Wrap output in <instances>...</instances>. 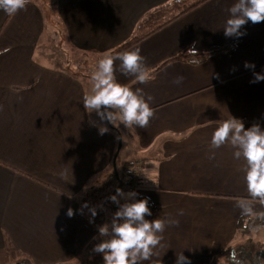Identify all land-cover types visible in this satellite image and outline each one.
Returning <instances> with one entry per match:
<instances>
[{
  "label": "crops",
  "instance_id": "obj_1",
  "mask_svg": "<svg viewBox=\"0 0 264 264\" xmlns=\"http://www.w3.org/2000/svg\"><path fill=\"white\" fill-rule=\"evenodd\" d=\"M170 1L57 0V8L67 43L104 57ZM234 2L207 0L127 50L145 57L146 84L123 75L114 61L119 83L153 97L148 126L126 130L84 109L91 79L39 54L47 30L41 5L30 0L26 10L0 15V264L12 250L20 255L14 264H104L93 247L98 226L118 209L108 199L116 188L148 196L157 207L152 220L178 221L163 233L157 264H175L182 251L191 264H212L243 243L236 202L248 198L244 161L229 145L210 158L223 120L233 116L246 129L253 123L264 129V80L252 82L254 73L264 75V22L249 21L245 35L226 37ZM193 45L206 53L202 61L171 60ZM178 76L184 79L176 84ZM101 123L109 129L103 135ZM252 204L256 214L245 223L254 229L264 224V206Z\"/></svg>",
  "mask_w": 264,
  "mask_h": 264
},
{
  "label": "clouds",
  "instance_id": "obj_2",
  "mask_svg": "<svg viewBox=\"0 0 264 264\" xmlns=\"http://www.w3.org/2000/svg\"><path fill=\"white\" fill-rule=\"evenodd\" d=\"M30 0H0V10L8 15H15L21 10H26ZM223 30L226 37H240L245 35L241 29L249 21L253 24L264 22V0H235L227 9ZM198 55L194 45L188 52ZM119 60V70L125 76H132L140 84L148 83L145 57L140 54V49L125 51L118 56L106 55L100 59L96 70L91 75L93 81L90 93L83 97L84 109L91 114L95 112L100 121H107L113 126L123 124L127 129L132 127L146 128L150 119L154 117V110L150 107L153 100L151 95L144 93L142 88H130L121 84L116 79L114 61ZM192 63H198L193 60ZM245 67H253L247 62ZM184 77L178 76L174 83L183 82ZM264 80V75L254 73V80ZM2 110V106H0ZM117 121L119 125L117 126ZM101 135L109 129L101 123L98 125ZM229 145L233 151L235 160H243L240 170L244 173V181L248 198L237 200L236 207L240 209L242 216L255 215L252 201H258L264 206V129L259 123H253L245 128L241 119L231 116L223 120L214 130L210 149L214 158L216 149ZM138 193L116 188V194L108 199L118 205L117 211L112 214L110 222L98 226L100 242L95 244L93 252L102 254L104 264H157L154 257H158V248L163 240L166 228L178 224L171 217L148 220L152 212L148 206V198L136 199ZM121 200L124 202L121 203ZM96 208L91 209V215L95 217ZM180 214H183L182 210ZM71 215V210H69ZM93 239H97L94 237ZM230 264H247L234 250L230 254ZM175 264H191L183 251L176 253ZM257 264H264V259L257 257Z\"/></svg>",
  "mask_w": 264,
  "mask_h": 264
},
{
  "label": "trees",
  "instance_id": "obj_3",
  "mask_svg": "<svg viewBox=\"0 0 264 264\" xmlns=\"http://www.w3.org/2000/svg\"><path fill=\"white\" fill-rule=\"evenodd\" d=\"M207 0H173L170 2H166L162 5H160L159 7L153 9L137 26L134 34L125 42H123L121 45L117 46L116 48H114L113 50H111L107 55H111V56H118L120 53L125 52L127 50H129L130 48H132L133 46H135L136 44L140 43L141 41H143L144 39L148 38L149 36H151L152 34L156 33L157 31H159L160 29H162L163 27H165L166 25L170 24L171 22H173L174 20H176L177 18H179L180 16L188 13L189 11L193 10L194 8H196L197 6H199L200 4H202L203 2H205ZM45 12V8L43 7L42 9ZM69 47L66 48L65 46H63V48L59 49V55L57 57L55 56H48L49 58H55L57 59L56 64L58 65V67L62 68L63 71L65 72H69V73H78V69H80L81 67V61L79 60L78 62H74V60L72 59L71 61H68L69 58V53L71 51L70 56H74L76 58L75 55H77V53H79V55H88L84 52L78 51L75 48L71 47L67 41L66 44ZM188 48L183 50L182 52H180L177 56H175L173 59H171L172 61H189L192 62L193 60H197L198 62L202 61L205 56L206 53L205 52H200L197 51L198 55H193L188 52ZM71 58V57H70ZM68 65H73L74 67H69ZM73 68H76V71L73 70ZM120 129V127H118ZM120 143H122V137H120ZM144 198H148L149 200V208L152 212L151 216H146L145 218L148 220H152L157 212V207L156 205L153 203V201L146 195H140L137 199H144ZM247 216H243V218L241 219V231L243 234H247L248 231H250L249 229H251V225H248L246 222V218ZM236 251L240 258L244 261L247 262V253L246 250L244 248L243 245L239 246V245H231L228 248H226L222 253L218 254L212 264H217L218 261L220 259H226L229 263H230V256L229 254L232 251ZM16 264H34L31 260L29 259H23L21 261H18Z\"/></svg>",
  "mask_w": 264,
  "mask_h": 264
},
{
  "label": "rangeland",
  "instance_id": "obj_4",
  "mask_svg": "<svg viewBox=\"0 0 264 264\" xmlns=\"http://www.w3.org/2000/svg\"><path fill=\"white\" fill-rule=\"evenodd\" d=\"M32 1H35L37 4L41 5L42 8L43 7L45 8L46 21H47V30L43 36L42 39L43 41L39 48V54L44 58L48 56L57 57L59 55V49L63 48V46H65L69 50V47L65 45L66 35L61 30V19L59 17V12L57 8V0H32ZM0 15L2 16V18L4 17L3 10H0ZM68 53H69L68 61H71L72 59L74 60V62H78L79 60L81 61L82 65L77 72L83 75L85 78L87 77L89 79H91L92 73L96 70L99 60L104 58L103 56L92 55V54L81 56L79 55V53L75 55L76 56L75 58L74 56L73 57L70 56L71 51L70 52L68 51ZM66 65L69 67H74L73 65H68V64ZM73 70L76 71V68H73ZM85 78H83V82L86 86H89L91 81ZM118 125L119 124L117 123V126ZM123 129L126 130L127 128L123 126ZM249 230L250 231H248L247 234L243 235V243H241V245L244 246L248 256L247 264H257V257L264 259V237L261 238V236L264 235V227H256L254 229L251 228ZM5 255L7 257L3 258L6 261L4 264H14L17 261V259L20 257L19 253L14 252L13 250L10 252V254H5ZM217 264H230V263L226 259H220Z\"/></svg>",
  "mask_w": 264,
  "mask_h": 264
},
{
  "label": "built area",
  "instance_id": "obj_5",
  "mask_svg": "<svg viewBox=\"0 0 264 264\" xmlns=\"http://www.w3.org/2000/svg\"><path fill=\"white\" fill-rule=\"evenodd\" d=\"M130 180L132 183L136 184L137 183V172H131L130 173ZM263 222H258L256 225H255V228L256 227H260V226H263ZM254 225H251V228L253 229Z\"/></svg>",
  "mask_w": 264,
  "mask_h": 264
}]
</instances>
